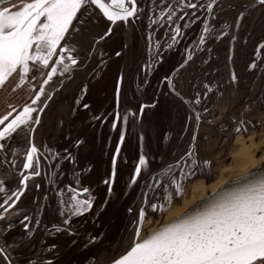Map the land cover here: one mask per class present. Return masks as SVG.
<instances>
[{
    "label": "rangeland",
    "instance_id": "1",
    "mask_svg": "<svg viewBox=\"0 0 264 264\" xmlns=\"http://www.w3.org/2000/svg\"><path fill=\"white\" fill-rule=\"evenodd\" d=\"M219 10L224 12L227 18L222 19L220 15L217 18L214 17L213 26H216V20H218L217 24L223 22V24H228V33H226L231 38L233 35L232 30H234L236 24L235 16L242 10V3H219L216 13ZM258 10L254 12L250 10L249 14H245V17L242 18V25L239 27V40L242 44L244 43V49L240 46L236 48L233 65L228 64V60L231 59L226 57L227 45L217 51V53H225L221 57L220 65L222 68L221 73L219 72L220 75H218L220 77L215 82L217 89L210 95L207 93L204 101L200 97L198 103L195 98L189 104L190 107L192 105V107L198 108L197 110H204L211 106L206 114L200 112L199 120H197L194 112L190 111L186 103L189 100L185 99V101L182 96L176 97L169 89L171 88L169 84L161 80L168 76L170 71L184 59V47L181 46L177 51L170 53L163 50L161 57H170L157 68L149 63L144 71V76L153 74L150 81L155 80L158 82L150 83L144 93L138 92L144 88L136 85L138 77L142 76L141 68L139 67L135 71L132 70L133 68L125 63L122 48H114L112 39L109 37L104 39L98 48L109 42V50L103 48L106 54L103 63L109 59L110 63H106L104 68H98L99 71L95 77L93 76L94 73L90 71H84L83 74L85 75L82 77H79L78 73L75 72L76 75L70 81L66 80L67 83L59 84V89L53 83H49L47 90L51 93V99L47 105L43 103L47 98V94L46 97H44V94L43 98L40 99L39 106L43 108V112L37 114L40 116L39 124H35L34 120L32 122L33 133L26 136L25 126L22 125L16 132L10 134V140L3 141L6 147L0 150V173L7 178L17 177L15 178V185L20 187L18 177L23 172L31 171V169L25 170L22 167L23 162L26 160L27 147L31 143H34L38 148L39 151L36 157H39L42 162L45 159L49 160L50 163L60 162L67 153H71L73 156L77 155V152H74L75 141L78 140L79 132L83 128L86 133L92 134V142L100 139L102 148H106L110 144L108 146L110 148H106L110 149L109 155L119 145V142H122L116 164L117 176L123 172L122 165L125 161L128 162V172L131 173L139 162V155L144 154L148 165L139 174L138 179L133 182L131 195L128 194L126 199H123L124 192L120 189L122 180H118L115 184L116 190L113 193V198H111L113 201L107 202L108 206L105 210L102 209L104 206L100 202L96 203V208L98 210L101 208V213L98 216V228H96L98 242L94 249L95 254L97 251V255L103 259L121 253L129 246L131 241L135 240L138 208L130 202L129 198L133 199L136 192L139 191L142 181L146 179L145 177L149 178L151 174L156 175V173L167 171L163 178L156 177L160 179L159 184L154 183V181L150 184L151 180L149 178L148 187L143 190L146 193L148 204L146 209L147 219L139 227V234H142L143 230L147 231L152 227H156L155 225L163 222L166 218L169 219L178 215L201 197L217 189L226 180L248 172L264 162V62L260 61L259 68L256 66L253 72H247V66L254 58V51L245 50V48L249 49L252 43L257 42L260 36H264V22L258 19L261 18L259 16L260 11L264 16V7ZM250 13L253 15L251 16ZM249 16L251 17L249 18ZM248 18L251 20L250 29L253 27V30L251 29L253 32L250 36H245L248 32V28H245L248 25L246 23ZM256 27L258 28L255 29ZM99 35H101V31ZM94 38L91 40L90 36L84 34L80 36L77 32L73 36V39H80L86 43L92 42ZM74 42L76 40H70L67 37L63 45ZM217 45L218 43L214 46ZM91 48H82L80 53L75 50L71 52L73 57L78 58L75 69L85 59L82 58L81 54L85 50H91ZM118 51H121L120 55H116ZM86 53L88 54V52ZM261 53L264 58V51ZM67 54L70 53L67 52ZM59 55L66 56L65 53H59ZM79 60L80 63H78ZM90 66L85 65L82 68H89ZM155 69H157L156 72ZM120 73H122V76H119ZM233 73L237 77L238 88L235 87V84L231 82V77H229ZM201 80L198 79L195 85H202L203 81ZM176 83L180 84V81ZM118 86L120 93H117ZM53 89H56V91H53ZM129 89L137 92L130 95L128 93ZM154 89L152 95L151 92ZM85 93L86 97L83 98ZM126 93H128L129 99ZM209 96L211 97L209 98ZM77 98H79V103H77ZM126 102L128 105L133 106L134 115L140 113L141 120L137 123L131 121L132 125L127 127L126 131L120 125L111 128L114 116L117 117V112L122 117H127L128 113L124 114L123 107ZM85 104L89 107L85 108ZM141 105L145 106L143 110H141ZM116 108L117 111L114 115ZM110 109L113 112L111 117H109ZM210 119L214 125L209 122ZM197 121L200 123L194 136V141L197 142H192L194 126ZM122 133L123 139L121 140ZM109 140L112 142H108ZM94 144L97 145L98 142H94ZM188 147L193 149V154L182 163ZM66 148H73V151H65ZM76 148L78 147L76 146ZM97 156L98 163L95 168L100 171L103 168V163L101 164L99 153ZM235 158L238 161L239 171H237V175L230 176V166ZM13 160L15 161L14 164ZM176 161H179L178 164L183 168L180 180L178 176L182 168H174L178 165ZM193 161H195V166ZM62 167L64 168V163H62ZM105 167L110 172L111 157L107 159ZM207 172L209 175H206ZM186 174L187 179H189L187 183L184 182ZM172 177H175L181 184L179 194L176 193V186L171 183ZM13 180L10 179L9 181L11 185L14 182ZM37 181L43 187V180L37 179ZM78 181L77 177L74 176L70 179L69 185L82 187ZM69 199L67 197V201ZM155 202L164 206L159 209L157 216H153L154 211L149 206ZM93 225V217L91 216L85 224V233L92 231ZM89 238L90 236L85 234V250L91 251L88 254L84 253L86 264L92 262L90 257L93 256L92 249L86 246L91 243Z\"/></svg>",
    "mask_w": 264,
    "mask_h": 264
},
{
    "label": "flooded vegetation",
    "instance_id": "2",
    "mask_svg": "<svg viewBox=\"0 0 264 264\" xmlns=\"http://www.w3.org/2000/svg\"><path fill=\"white\" fill-rule=\"evenodd\" d=\"M105 2H108V0H105ZM190 2L198 5H206L208 0H190ZM223 2L242 3V10H240L238 14L242 13L243 15L240 16L237 14L235 16L236 24L234 26V30H232L233 35L231 38L227 35L228 24H223L224 22L217 24L218 20H216V26H213L214 17L217 18V16L220 15V18L222 19L227 18V15L220 10L216 13L218 4ZM136 3L137 12L134 18H128L126 22L119 20L115 23L108 21L96 5L88 4L82 6V8L78 10L77 17L74 18L73 24L70 25L69 32L66 33L64 40L61 41V45L58 46L56 54L53 56L52 60L49 61V65L55 62L56 57L60 53L59 47L63 46V42L67 39V37L70 40H76V42L69 45L75 46V51H78L79 53L82 48H92L89 51L85 50L84 53L81 54L82 58L85 59L84 61L81 59L83 63H81L77 69H75V66H72L73 70L64 75L57 72L54 74L49 83H53L54 86H57L59 89V84L63 82L67 83L66 80L70 81V79L76 75L75 72L78 73L79 77H82L85 75L83 74L84 71H90L94 73L93 76L95 77L100 68H104L106 63H110V59L105 63L101 62L106 56L104 50H109L110 48L109 42L105 43V45L100 48H98V46L104 39L111 37L114 48L121 47L124 51L125 63L130 68H133L132 70L134 71L139 67L141 68L142 76L138 77L136 85L144 88L138 92L145 93V90L150 83L158 82L155 80L150 81L153 74L144 76V71L149 63L157 68L159 65L164 64L163 62L170 57L160 59L162 55L161 52L163 50H167L168 53L172 51L175 52L182 46L185 50L184 59L170 71L168 77L171 79L172 89H169L176 95V97L182 96L184 100H189L186 103L188 104L190 111L194 112L196 117L197 115H200V112H204L206 114L211 109V106L206 108L207 111H204L203 109L197 110L198 108L192 107V105L190 107L189 104L191 103V99L196 98L197 94H199V97L203 98L204 101V97L206 96L205 94L209 93L210 95L215 89H217V84H215V82L216 79L220 77L218 75L221 73V57L225 55V53L222 52L217 53V50L227 45L226 57L228 58L231 50L234 51L231 55L233 59L238 46L244 49V43L242 44L239 40V27L242 25V18L243 16L245 17V14H249L250 10H252V12L258 9L261 10L264 5H260L256 0H218L213 6V10L208 12L206 7L197 8L196 10L186 7L182 8L179 5V0H136ZM169 6H171V8L175 11V15H173L171 23L168 22V19L166 20L168 12L165 11L164 15H161V11ZM261 12L262 11L259 12L260 17H262ZM250 15L252 16L253 14L250 13ZM251 16H249V18ZM249 18L246 22L248 25L245 28H248V32L245 36H250L253 32V27L251 28L252 30L250 29L251 20H249ZM43 19L44 18L42 17L41 22ZM205 20H207L208 31H205ZM81 21H83L82 24ZM177 26L179 27L181 34L176 37L175 41H173L172 37L176 35L173 30ZM109 27L112 28V31L107 37H104L102 40H96V38H94L99 35L100 31L101 35L99 36H102ZM257 28L258 27L255 29ZM222 31L227 32L226 35L220 36L219 34ZM76 32L80 36L84 34L85 36H90L91 40L94 38V40L86 43L80 39H73ZM202 35L205 38L203 44L200 43ZM214 36H216V38H214ZM233 37H235L234 40ZM217 43L218 45L214 46ZM250 46L251 47L249 49L245 48V50L256 51L259 49L264 51V40H257V42L252 43ZM67 52L68 51L64 52L66 54L65 62H68L66 57H68L69 54H67ZM85 52H88V54H85ZM118 52L121 54V51ZM189 56L191 57L190 59ZM231 62L233 65L234 59L231 60ZM78 63H80V60ZM229 63L230 61L228 60V64ZM85 65L91 66L89 68H82ZM212 66L216 68H213ZM49 70L50 67L44 69L45 76ZM33 71L34 70L30 69L29 77L33 74ZM156 71L157 69H155V72ZM121 74L122 73H120L119 76H122ZM64 76L65 78H63ZM229 77H231V75ZM43 78V76H37L36 80H31L29 78L26 80L24 85L16 87L14 90H9V85L7 84L4 87H0V115H7V112L10 111L8 104H11L12 107L16 108V112H13L11 116L7 117V119L10 120L22 110L25 104H30L35 92L39 90V84L42 83ZM164 78L161 80L166 81ZM198 79H202V85H195V82ZM12 81L13 78H10V83ZM178 81H180V84L176 83ZM227 81L230 82L229 80ZM166 82L168 83V81ZM231 82H233L232 79ZM233 83L235 84V87H239L237 80ZM29 84H34L35 87L29 88ZM48 85H45L46 93L44 97H46V94L51 95L50 91L47 90ZM155 89L152 90V95ZM136 92L137 91H133L132 89H129L128 91L130 95H133ZM86 93L83 98L86 97ZM117 93H120L119 86L117 88ZM128 93H126V95L129 99ZM43 95L41 98H43ZM210 97L211 96H209V98ZM40 101L41 100L32 106L35 108H41V106H39ZM123 107L125 111L124 114L128 113L127 117H122V115L117 112V117L115 118L114 116L111 128L116 127V125H120L121 128L126 131V128L132 125L131 121L137 123L141 120L140 113H135V115L133 114V106L128 105L126 102ZM116 111L117 108L114 115L116 114ZM112 113L113 112H111L110 109L109 117H111ZM37 114L38 112H34L32 115L37 116ZM6 122L7 121H5V123ZM195 124L193 137L196 135L198 124L200 123L197 121ZM0 126L3 125L0 124ZM84 130V128L80 130L78 135V139L81 140L82 143L78 146L76 145L78 148H76V146L74 148V152H77V155H72V157H74V161H70L66 158L67 155H64L60 162H53L55 164L52 165L53 163H50L49 160L45 159L44 162H42L39 157H36L39 160L38 170L40 174L38 176L29 177L26 181L25 190L20 195V199L13 206V208L8 209L7 218L0 220V248L4 249L11 264H86V257L84 253L86 252V254H88L91 251L85 250V234L91 237L97 236L98 233L96 228H98V216H100L101 208L98 210L96 208V203L100 202L104 206L102 209L105 210L108 206L107 202L113 201L111 198H113V193L116 190L115 184L118 180H122V182H120V189L124 192L123 199H126L128 194L131 195L133 182H130V178L134 174V169H132L131 173L128 172V162L125 161L122 165L123 172L117 176V162L113 165L112 160L117 147L113 149L112 153L109 155L110 149L106 148H110L108 147L110 144L107 145L106 148H102L100 139L94 141L98 142L97 145L94 144L91 140L92 134L86 133ZM108 142L112 141L109 140ZM192 142H195L194 139H192ZM189 149L190 148L188 147V150ZM65 150L73 151V148H66ZM98 153L101 157V164L103 163V168L100 169V171H97L95 168L98 163L96 159V157H98ZM110 157L111 170L108 172L105 166L107 159ZM185 157V159H187L190 156L186 155ZM61 162L64 163V168L62 167ZM179 166L180 165H177L174 168L178 169ZM113 168L115 169V177L114 182L112 183V191L109 193L108 185H106L104 181L110 177ZM27 173H29V171L23 172L21 176L18 177V181L22 178L23 174ZM181 175L182 172L179 173V180ZM206 175H209L208 172ZM74 176L77 177L79 180L78 182L82 185V187L73 186V188H88L89 190L88 193H81L79 198L88 199L91 197L92 199L91 208L80 215H73L67 207L69 203V201H67V197L69 198L68 186L70 179ZM164 176V172L156 173V175L151 174L149 176L151 180L150 184L153 183L154 178H163ZM15 178L17 177L7 178L0 173V179L4 181V184L7 187L8 195H10L11 192L16 191L18 188L17 185H15ZM145 178L146 179L142 181L139 191H137L133 197V201L131 200V197L129 198L130 202L134 203L138 208L136 228L143 225V221L147 219L146 210V218L143 221L139 220V209L141 207L147 209L148 206V204L145 203L146 193L143 192V190L148 187L147 182L149 178ZM10 179H14L12 185L9 182ZM37 179L43 180V187L38 184ZM36 185H39V188H37ZM6 198L7 196L5 192L0 191V204H3ZM155 204L160 205L158 202H155ZM159 209V207L155 210L153 209V216H157ZM25 215L29 217L27 221L24 220ZM91 216L93 217L94 222L93 229L92 231L85 233V224ZM112 218L114 219V217ZM65 220L69 221V223L66 224ZM8 223H11V228H8ZM25 223L29 225L28 229L23 227ZM69 230L72 234H69ZM136 238L137 237L135 236L134 239ZM96 244L97 243L93 244L91 242L86 245L92 249L93 256L98 254L97 251L96 254L94 251ZM87 259L89 260V258ZM0 264H5L2 257H0ZM90 264H92V262Z\"/></svg>",
    "mask_w": 264,
    "mask_h": 264
},
{
    "label": "snow or ice",
    "instance_id": "3",
    "mask_svg": "<svg viewBox=\"0 0 264 264\" xmlns=\"http://www.w3.org/2000/svg\"><path fill=\"white\" fill-rule=\"evenodd\" d=\"M215 3L216 0H208L206 5H198L190 0H179V5L182 8L196 10L206 7L208 12L213 10ZM258 3L264 5V0H258ZM5 4L6 0H0V87L7 84L9 90H14L16 87L24 85L29 78L31 80H36L37 76L44 78L31 103L25 104L17 115L10 120L7 119L13 112H16V108L11 104H8L10 111L7 112V115H0V124L3 125L0 126V150L6 147L3 141L10 140V134L16 132L20 126H25L26 136L33 133L32 122L34 120L35 124H39L40 116L33 117L32 114L43 112V108H35L32 105L37 104L41 96L46 93L45 85L49 84L54 74L60 72L61 75H64L72 71V66L77 65L78 58L71 55L75 46H70L68 43L59 47V52L68 51L70 53L67 57L69 62H65L63 55H58L51 65H49V61L52 60L61 41L69 32L78 10L84 5H97L103 16L112 23L119 20L126 22L128 18H134L137 12L136 0H127V5L126 0H110L109 3H105V0H25L19 10H10V7ZM165 11L168 12L167 19L171 23L175 11L169 6L161 11L162 16ZM238 15L242 16L243 14ZM42 17L44 19L41 22ZM82 23L83 21H81ZM111 31L112 28L109 27L102 36L96 37V40L104 39ZM173 31L176 35L172 37V40L175 41L181 33L178 26ZM205 31H208L207 20H205ZM219 35H226V32L222 31ZM204 39L202 35L201 44L204 43ZM234 39L235 37H233ZM116 55H120V53L117 52ZM48 67L50 70L45 76L44 69ZM249 67L253 68L255 65L252 64ZM30 69L34 71L29 77ZM10 78H13L11 83ZM164 79L171 87L170 77L166 76ZM231 79L236 82L235 73L232 74ZM32 87L35 85L29 84V88ZM50 99L51 95L49 94L43 103L47 105ZM199 99V94H197V103ZM77 103H79V98H77ZM84 107L89 106L85 104ZM144 107L141 105V110ZM197 120H199V115H197ZM5 121L7 122L5 123ZM122 139L123 133L121 134ZM75 143L78 146L82 141L78 139ZM38 151L34 143L27 147L26 160L22 167L25 170L31 169V171L22 175L19 180L20 187L16 191L8 195L4 181L0 179V191L5 192L7 196L3 204H0V220L7 218L8 209L13 208L20 199L29 177L40 174L39 160L36 158ZM118 152L119 145L117 146ZM192 154L191 149L185 153L188 156ZM66 158L74 161L71 153H67ZM138 159L139 162L134 167V174L131 176L130 182H135L137 179L141 172V166L146 162V156L141 154ZM112 160L115 165L116 154L113 155ZM176 163L178 164L179 161ZM193 165L195 166V161H193ZM114 177L115 169L113 168L110 177L104 181L108 185L109 193L112 191ZM154 183L159 184L160 179L154 178ZM171 183L176 185V193L179 194L180 182L172 177ZM36 187L39 188V185ZM88 191V188L68 186L70 199L67 207L73 215L83 214L91 208V197L88 199L79 198L81 193H88ZM145 203H147L146 195ZM149 206L154 210L164 207L155 203ZM145 218L146 209L141 207L139 220L143 221ZM28 219L29 217L25 215L24 220ZM65 223L67 224L69 221L65 220ZM11 227V223H8V228ZM23 227L28 229L29 225L25 223ZM69 234H72L70 230ZM135 235L137 239L131 241L121 253L103 259L94 255L90 257L92 264H264V178L225 193L202 211L186 214L174 222L161 225L145 238H139V227L135 229ZM89 239L93 244L98 242L97 236H91ZM0 257L3 258L5 264H11L3 248H0Z\"/></svg>",
    "mask_w": 264,
    "mask_h": 264
},
{
    "label": "water",
    "instance_id": "4",
    "mask_svg": "<svg viewBox=\"0 0 264 264\" xmlns=\"http://www.w3.org/2000/svg\"><path fill=\"white\" fill-rule=\"evenodd\" d=\"M218 0H216L217 2ZM258 1V0H256ZM110 0H108V2H105V3H109ZM126 5H127V0H126ZM97 6V5H96ZM98 7V6H97ZM99 8V7H98ZM101 11V10H100ZM259 21H263L264 22V16H262L260 18ZM214 38H216V36H214ZM213 38V39H214ZM257 40H264V36H260ZM262 49V48H261ZM218 51V50H217ZM216 52V51H215ZM234 51H231L230 50V54L228 56L229 59L233 60L232 59V53ZM262 50H259L257 49L256 51H254V58L252 60V62L249 64V65H252L254 64L255 67L253 68H250L249 65L247 66V72H253L256 68V66L258 65V63L262 60H264V58L262 57ZM215 55V53H214ZM262 57V59H261ZM230 61V63H232ZM263 62V61H262ZM260 64V63H259ZM209 67V66H208ZM213 68H216L214 66H212ZM192 100V99H191ZM199 105V104H198ZM209 122H212V120L210 119ZM212 125H214V123L212 122L211 123ZM208 125V124H207ZM195 142H197L195 140ZM121 145H122V142H119V151H120V148H121ZM194 145V144H193ZM194 148V147H193ZM191 151H193V149L191 148ZM116 161H115V164L117 162V159H118V155H119V152L117 153V150H116ZM191 156V155H190ZM186 158V157H185ZM184 158V159H185ZM182 161V163H184L187 159H185ZM181 163V164H182ZM148 165V162L146 160L145 164L141 166V172L142 170H144ZM179 165V164H178ZM183 165V164H182ZM182 168V166L180 165L178 169ZM183 170V168L181 169ZM195 170V169H194ZM140 172V173H141ZM167 173V171H166ZM164 173V174H166ZM183 173V171H182ZM139 175L137 176V179H138ZM186 179H184V182H189V179H187V174L186 176L184 177ZM261 178H264V162L261 163V164H258L257 166H255L252 170H250L249 172H246V173H243V174H240L238 176H235L231 179H228L226 180L223 184H221L217 189L213 190L212 192H210L209 194L201 197L197 202H195L193 205H190L188 208H186L185 210H183L181 213H179L178 215H175L174 217L172 218H169V219H165L163 222L155 225L156 227H152L150 228L149 230L147 231H144L143 230V233L142 234H139V238H145L147 235L151 234L152 232H154L155 230H157L161 225H164L166 223H169V222H174L175 220L179 219V218H182L184 217L186 214H195L196 212L198 211H202L205 207L209 206L211 203H213L215 200L219 199L220 196L224 195L225 193L229 192V191H233L239 187H243L245 185H248V184H251V183H254L258 180H260ZM136 179V180H137ZM135 180V181H136ZM137 239V238H136Z\"/></svg>",
    "mask_w": 264,
    "mask_h": 264
},
{
    "label": "crops",
    "instance_id": "5",
    "mask_svg": "<svg viewBox=\"0 0 264 264\" xmlns=\"http://www.w3.org/2000/svg\"><path fill=\"white\" fill-rule=\"evenodd\" d=\"M25 2V0H6L5 6H9L10 10H19V7L22 6V3ZM264 61V60H262ZM257 68H259V64L257 65ZM261 75V74H259ZM237 161L235 158L233 162ZM230 173V170H229Z\"/></svg>",
    "mask_w": 264,
    "mask_h": 264
},
{
    "label": "bare ground",
    "instance_id": "6",
    "mask_svg": "<svg viewBox=\"0 0 264 264\" xmlns=\"http://www.w3.org/2000/svg\"><path fill=\"white\" fill-rule=\"evenodd\" d=\"M233 166V167H232ZM252 170V169H251ZM237 171H239V165H238V161H235L232 163V165L230 166V176H234L237 175ZM250 171V170H249ZM248 171V172H249ZM246 173V172H245Z\"/></svg>",
    "mask_w": 264,
    "mask_h": 264
}]
</instances>
